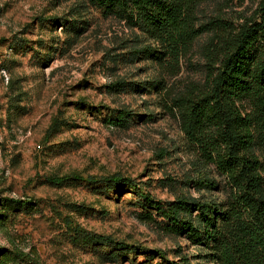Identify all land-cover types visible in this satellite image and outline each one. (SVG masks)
I'll use <instances>...</instances> for the list:
<instances>
[{
    "label": "rangeland",
    "instance_id": "rangeland-1",
    "mask_svg": "<svg viewBox=\"0 0 264 264\" xmlns=\"http://www.w3.org/2000/svg\"><path fill=\"white\" fill-rule=\"evenodd\" d=\"M260 2L195 0L201 33L177 60L90 0H0V264H213L138 192L106 193L87 178H130L162 203L227 200L226 177L200 157L173 104L206 88L209 42ZM124 111L129 125H112ZM76 226L129 252L109 261Z\"/></svg>",
    "mask_w": 264,
    "mask_h": 264
},
{
    "label": "trees",
    "instance_id": "trees-1",
    "mask_svg": "<svg viewBox=\"0 0 264 264\" xmlns=\"http://www.w3.org/2000/svg\"><path fill=\"white\" fill-rule=\"evenodd\" d=\"M90 1L104 16L123 20L166 44L177 60L181 49L201 33L193 24L195 0ZM208 46L206 88L173 105L181 109L182 129L200 157L226 177L227 200L215 204L181 197L162 203L130 178L88 177L87 182L101 184L106 193L119 184L138 192L143 206L162 218L164 229L201 247L209 263L264 264V0L254 18L216 36ZM131 115L120 112L110 123L128 126ZM67 179L49 180L61 184ZM73 231L109 261L129 252L128 245L107 236L77 226ZM181 264H188L187 259Z\"/></svg>",
    "mask_w": 264,
    "mask_h": 264
}]
</instances>
